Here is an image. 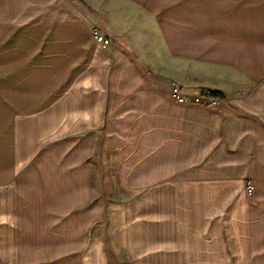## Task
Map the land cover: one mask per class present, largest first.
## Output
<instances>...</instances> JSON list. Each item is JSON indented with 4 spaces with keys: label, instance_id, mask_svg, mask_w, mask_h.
Listing matches in <instances>:
<instances>
[{
    "label": "crops",
    "instance_id": "1",
    "mask_svg": "<svg viewBox=\"0 0 264 264\" xmlns=\"http://www.w3.org/2000/svg\"><path fill=\"white\" fill-rule=\"evenodd\" d=\"M101 230L264 264V0H0V264H106Z\"/></svg>",
    "mask_w": 264,
    "mask_h": 264
},
{
    "label": "built area",
    "instance_id": "2",
    "mask_svg": "<svg viewBox=\"0 0 264 264\" xmlns=\"http://www.w3.org/2000/svg\"><path fill=\"white\" fill-rule=\"evenodd\" d=\"M90 34L93 38V41L96 45L101 48H105L110 44V39L105 36L98 28L93 27L90 30ZM241 89L235 91L236 94H240ZM170 96L178 102H189L195 104H202L208 108L215 109L220 104L226 103L227 99L211 93L207 89H201L195 93H184L181 92L177 87H171L169 90ZM244 191L249 196L252 192V184L250 180L244 182Z\"/></svg>",
    "mask_w": 264,
    "mask_h": 264
},
{
    "label": "rangeland",
    "instance_id": "3",
    "mask_svg": "<svg viewBox=\"0 0 264 264\" xmlns=\"http://www.w3.org/2000/svg\"><path fill=\"white\" fill-rule=\"evenodd\" d=\"M244 195L246 198L250 196H248L246 192H244ZM101 235V247L105 255L106 264H125V262L123 261L121 246L119 245V242L108 239L103 230H101Z\"/></svg>",
    "mask_w": 264,
    "mask_h": 264
},
{
    "label": "trees",
    "instance_id": "4",
    "mask_svg": "<svg viewBox=\"0 0 264 264\" xmlns=\"http://www.w3.org/2000/svg\"><path fill=\"white\" fill-rule=\"evenodd\" d=\"M209 91H210V90H209ZM210 92L213 93V94H215V95L220 96L218 92H214V91H210Z\"/></svg>",
    "mask_w": 264,
    "mask_h": 264
}]
</instances>
